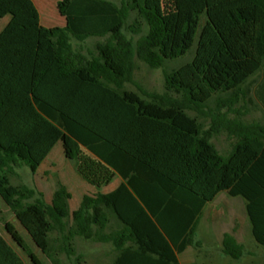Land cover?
Listing matches in <instances>:
<instances>
[{"label":"trees","instance_id":"16d2710c","mask_svg":"<svg viewBox=\"0 0 264 264\" xmlns=\"http://www.w3.org/2000/svg\"><path fill=\"white\" fill-rule=\"evenodd\" d=\"M57 9L66 26L48 28L34 0H0V22L11 17L0 34V197L34 244L55 264L60 252L79 262L78 237L112 244L114 264H180L178 254L200 245L204 208L227 192L247 201L264 247V124L237 111L264 68V0H61ZM199 32L193 61L168 68ZM91 38L105 40L89 55L72 43ZM137 59L164 69V94L140 88L145 100L126 89ZM257 96L264 106V92ZM224 131L234 140L227 158L212 142ZM59 143L96 189L117 176L123 182L85 195L73 212L61 182L51 203L12 184L18 169L36 174ZM110 215L117 227L107 233ZM5 230L32 264H43L12 223ZM222 251L237 261L245 255L230 234ZM0 264H26L2 236Z\"/></svg>","mask_w":264,"mask_h":264},{"label":"rangeland","instance_id":"374dc122","mask_svg":"<svg viewBox=\"0 0 264 264\" xmlns=\"http://www.w3.org/2000/svg\"><path fill=\"white\" fill-rule=\"evenodd\" d=\"M40 12L44 14V19L48 18L53 19L52 21L57 24L56 27H61L60 23L63 21L61 15L58 12L57 5L60 0H34ZM127 0H114V2L121 6L123 2ZM206 17H202V26L205 23ZM135 20V15L131 17L128 24H133ZM7 22L0 24V29H3ZM46 27L51 28L46 24ZM201 30V29H200ZM148 32L147 27H145L143 34ZM128 36L131 37L129 32H126ZM200 32L196 37L195 44L192 50L184 57L172 60L168 62V68H180L181 66L191 63L196 56L198 43H199ZM139 37H135L138 39ZM104 38H91L84 43L73 40L72 43L76 50L82 51L84 54L89 55L90 53L96 52V45L100 42H103ZM137 69L135 71L134 80L135 84L126 85V89L132 92L139 94L143 99L150 100L148 97L142 94L140 88L144 89L149 93L164 94L166 92L165 88V72L164 69H152L147 64L140 60H136ZM264 79V68L256 76H254L246 89H250V96H252L251 102L245 100L238 107L237 111L241 113L240 117L247 122L255 121H264V111L261 108L258 100L255 96V91L258 88L260 82ZM173 97L179 98L180 96L174 94ZM215 104H212V108H215ZM226 110H224L225 112ZM250 111V112H249ZM249 112V114H247ZM191 117H198L194 112H189ZM238 114L234 113L230 115L231 119H235ZM200 123L204 126L206 130L210 129L212 126L211 119L206 117H200ZM212 142L216 146L217 150L227 158L230 155L232 149V141L228 138L226 134L217 135L212 139ZM120 178L117 177L115 181L106 188L101 190L96 189L89 183H87L77 172L76 163L74 161L68 160L64 154V148L62 143H59L56 148L53 150L50 155V159L45 162L34 174L29 167H24L18 170V176L12 179V184L17 185H26L30 188H34L37 191L41 192L45 196L47 203H51L53 193L56 191L58 184L63 183L70 193L72 194L71 200V210H77L84 198L85 195H94L98 192L107 193L111 192L113 188L117 187ZM247 201L243 197H232L227 192H224L219 196L217 201L208 204L206 207L205 214L211 208H217V210H232L237 212L238 217L235 220L228 218V215L221 219L223 226L226 228L235 227L242 234V242L245 247L244 257L237 261L228 256L220 255V251L212 250L207 251L201 248H194V252L191 253L190 258L196 260L197 264H264V247L259 245L253 235L251 229V223L247 216L246 211ZM0 207L4 210L2 216H0V235L4 237L10 244L15 245L17 250L20 252L22 257L28 264H32L29 260V257L24 253L13 241L11 236L7 233L4 228L5 222H11L22 235L29 249L43 262V264H55L50 259H48L42 251L34 244L30 235L18 222L14 214L9 211L7 205L4 203L0 197ZM213 212V211H212ZM240 212H243L244 215L241 216ZM111 218V225L107 229V233L112 232L116 229V221ZM204 218L201 220L200 228L205 227ZM57 234L54 233L52 238L55 239ZM198 239L203 240V235L198 234ZM203 242V241H202ZM204 244V243H203ZM202 244V245H203ZM75 249L77 251V256H81L79 262H77L76 257L72 260L68 259L66 254L59 253L56 256L58 264H114L117 252L112 244H102L94 242L92 240H85L84 238L78 237L75 240Z\"/></svg>","mask_w":264,"mask_h":264},{"label":"crops","instance_id":"0c3cea01","mask_svg":"<svg viewBox=\"0 0 264 264\" xmlns=\"http://www.w3.org/2000/svg\"><path fill=\"white\" fill-rule=\"evenodd\" d=\"M61 1V0H60ZM59 1V2H60ZM35 2V1H34ZM40 11V10H39ZM41 13V21H42V25L43 26H45L46 27V24L47 25H49L51 28H53V27H56V25L57 24H55L52 20L53 19H49L48 18V20H45L44 19V16H43V12L41 11L40 12ZM62 17V16H61ZM62 22L60 23V25H61V27H65L66 26V19L65 18H63L62 17ZM10 21H11V17H7V18H5L4 20H2L1 22H0V24H2L3 22H7L6 24H5V26L3 27V29H0V34L5 30V28L7 27V25L10 23ZM262 88H263V90H262ZM263 91L264 92V79H263V81L262 82H260V84L258 85V88L256 89V91H255V96H256V98H257V100H258V103L260 104V106H261V108L263 109V111H264V106H263V103H262V101L258 98V96H257V91ZM250 98H252V96H250L249 98H247L246 100H248L249 102H251V99ZM250 112V111H249ZM249 112L247 113V114H249ZM245 122H247V121H245ZM255 122H260V123H263L264 124V121H255ZM255 122H247V123H255ZM222 134H226L227 136H228V138L232 141V142H234V140H232L231 138H230V135H229V133L227 132V131H224V132H222L220 135H222ZM53 152V151H52ZM52 154V153H51ZM50 154V155H51ZM221 154V153H220ZM50 155H49V157L47 158V160H49L50 159ZM222 155V154H221ZM47 160L45 161V162H47ZM45 162H44V164H45ZM19 170V169H18ZM18 170H17V175L16 176H18ZM15 176V177H16ZM117 177H119L120 178V181H119V183H118V185H117V187L123 182V179L120 177V176H117ZM116 177V178H117ZM115 178V179H116ZM13 179V178H12ZM115 181V180H114ZM113 181V182H114ZM112 182V183H113ZM111 183V184H112ZM110 184V185H111ZM109 185V186H110ZM108 186V187H109ZM117 187H115V188H113L112 189V191L113 190H115ZM111 191V192H112ZM55 193V192H54ZM54 193H53V195H54ZM107 193H110V192H107ZM221 194H223V193H221ZM220 194V195H221ZM219 195V196H220ZM219 196L213 201V202H215V201H217V199L219 198ZM73 197V196H72ZM52 198H53V196H52ZM51 201H52V199H51ZM213 202H211V203H213ZM208 204H210V203H208ZM208 204L206 205V207L208 206ZM70 206H71V202H70ZM206 207L204 208V211H203V213H202V215H201V217H200V221H199V225H198V229H197V233H196V243L197 242H199L200 243V245L198 246V245H192V246H189L183 253H181V254H178L177 255V257H178V261H179V263L180 264H197L196 263V260H192L191 258H190V255H191V253L192 252H194L193 250H194V248H203V249H205V250H207V251H212V250H218V251H220V253H219V256L220 255H225L224 253H223V251H222V248H223V240H224V237H225V235L226 234H230V235H232L233 237H235L236 238V240L240 243V244H242L243 245V242H242V234L235 228V227H233V228H226L225 226H223V224H222V222H221V219L222 218H224L225 216H226V214L228 215V218H230V219H232V220H235L237 217H238V214L239 213H237V212H233L231 209L230 210H217V208H211V209H209L208 210V212L205 214V211H206ZM2 209V208H1ZM9 210V209H8ZM10 211V210H9ZM75 211V210H74ZM213 211V212H212ZM73 212V211H72ZM3 213H4V210H2V214H0V216H2L3 215ZM240 215L241 216H243L244 215V213L243 212H240ZM248 216V215H247ZM205 219L204 220V225H205V227L202 229V232H201V228H200V223H201V220L202 219ZM9 222V221H8ZM1 223V222H0ZM11 223V222H10ZM4 228H5V223H4ZM250 231H252V227H251V229H250ZM199 232H200V234H202L203 235V240H199L198 239V234H199ZM1 236V235H0ZM4 238V237H3ZM203 241V242H202ZM8 242V241H7ZM9 243V242H8ZM204 243V244H203ZM10 244V243H9ZM203 244V245H202ZM12 247H14V249L18 252V254L22 257V255L20 254V252L17 250V248H16V246L15 245H12V244H10ZM226 256V255H225ZM22 259L25 261V259L22 257ZM25 263L26 264H28L26 261H25ZM207 264H211V262H208Z\"/></svg>","mask_w":264,"mask_h":264}]
</instances>
